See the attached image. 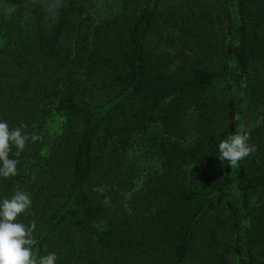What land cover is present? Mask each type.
I'll list each match as a JSON object with an SVG mask.
<instances>
[{
  "label": "trees",
  "instance_id": "1",
  "mask_svg": "<svg viewBox=\"0 0 264 264\" xmlns=\"http://www.w3.org/2000/svg\"><path fill=\"white\" fill-rule=\"evenodd\" d=\"M98 2L0 0V120L42 137L0 198L31 193L35 254L264 264V0Z\"/></svg>",
  "mask_w": 264,
  "mask_h": 264
},
{
  "label": "clouds",
  "instance_id": "2",
  "mask_svg": "<svg viewBox=\"0 0 264 264\" xmlns=\"http://www.w3.org/2000/svg\"><path fill=\"white\" fill-rule=\"evenodd\" d=\"M236 119L239 120V116ZM26 128V124L13 128L7 121L0 120V178L16 176L19 157L27 143L42 140L41 135L28 133ZM249 140L244 125H239L233 134L219 142V159L227 161L230 168H238L240 162L255 151ZM96 191L103 194L104 189L100 187ZM104 203H109L107 197ZM31 206V193L23 189L18 188L10 197L0 198V264H56L55 252L35 254L34 246L38 243L35 222L25 224L18 219Z\"/></svg>",
  "mask_w": 264,
  "mask_h": 264
},
{
  "label": "rangeland",
  "instance_id": "3",
  "mask_svg": "<svg viewBox=\"0 0 264 264\" xmlns=\"http://www.w3.org/2000/svg\"><path fill=\"white\" fill-rule=\"evenodd\" d=\"M99 2V4H101L102 2H103V0H98ZM209 1V0H208ZM211 1V0H210ZM61 122H62V119H59L58 120V123H60L61 124ZM153 162V156H149L147 159H146V163H148V164H150V163H152Z\"/></svg>",
  "mask_w": 264,
  "mask_h": 264
}]
</instances>
